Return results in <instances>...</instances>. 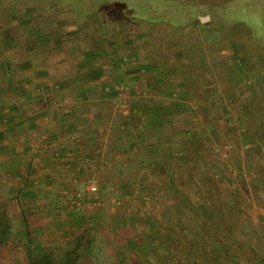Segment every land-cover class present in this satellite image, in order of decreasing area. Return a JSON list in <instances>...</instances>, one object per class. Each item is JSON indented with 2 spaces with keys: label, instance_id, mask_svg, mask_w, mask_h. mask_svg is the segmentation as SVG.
I'll list each match as a JSON object with an SVG mask.
<instances>
[{
  "label": "rangeland",
  "instance_id": "obj_1",
  "mask_svg": "<svg viewBox=\"0 0 264 264\" xmlns=\"http://www.w3.org/2000/svg\"><path fill=\"white\" fill-rule=\"evenodd\" d=\"M215 1L0 0V158L26 211L51 212L45 239L71 241L91 208L118 247L113 225L141 237L153 212L181 219L154 203L174 198L191 203L192 234L216 177L237 217L252 204L264 241V0H221L256 5L252 22L218 19ZM129 6L148 8L138 24L121 20Z\"/></svg>",
  "mask_w": 264,
  "mask_h": 264
},
{
  "label": "trees",
  "instance_id": "obj_2",
  "mask_svg": "<svg viewBox=\"0 0 264 264\" xmlns=\"http://www.w3.org/2000/svg\"><path fill=\"white\" fill-rule=\"evenodd\" d=\"M241 1L239 0L238 3ZM214 4H223V2L216 0ZM174 5L177 7L173 8ZM174 5H171V10L166 9L168 13L178 14V8L183 7L178 2ZM223 5L226 8L222 7L223 12H217L216 16L219 17L218 19H222L229 14L231 15L229 21L239 18L246 20L243 16L246 11L250 9L257 11L258 9L256 5L248 3L228 7ZM165 7V5L161 6V11L158 12L161 13ZM144 10H148V8L129 6L121 11L122 17H119L122 21L126 20L130 25H135L141 20L139 17H143ZM239 13L242 15L237 16ZM127 18L129 19L127 20ZM246 21L252 22L250 18ZM258 31L264 33V22ZM146 37L150 36H145L140 41L149 40H146ZM261 48L264 47L261 46ZM260 111L264 115V111L261 109ZM249 117L252 118L253 115ZM238 120L241 121V125L238 127L240 131L244 129L242 125L246 121L241 117H238ZM260 122H262L261 114L254 124ZM262 138L264 139V137ZM199 146L201 147V144ZM157 166L155 170L160 169ZM9 171L4 160L0 158V264H223L221 261L224 264H246L250 260L256 259L258 255L262 256L264 260V251L262 252L257 246L260 250L258 253L255 247V243L260 245L264 244V241L261 239V233L258 235L256 224L250 221L252 204L246 203L250 207L247 210L242 208L243 212L238 210L242 214L237 217L224 202L222 191L218 185L219 179L216 177L206 182L207 194L204 197L207 200L199 205V210L196 209L199 214L194 219L193 226L190 227L192 234L183 231L185 228L183 219L190 217L188 212L191 211V203L175 198L165 202L155 201L154 203L162 204L158 209L168 211L172 207L176 208L181 219L174 223H167L160 217V213L153 212L154 219L150 223L152 227L149 229L145 226V234L141 237L136 234L137 231H134L133 227H122L118 224L115 227L108 222V229L112 225L115 228L117 239L124 238L125 240L117 247L116 238L112 239L108 235V237L104 235V238L101 236L102 234L97 233L99 220L93 216L94 209L91 210V208L90 211L85 208L87 211L83 212V226L78 230H71V241L69 238V240L64 238L63 241H60L61 243L54 244L45 239L43 227L50 221L51 212L42 214L26 211L29 209V205L33 204V200L23 195L26 185L22 184V181L10 191V187L13 186L10 176H15L18 173V168L14 169L11 175ZM25 181L27 182V179ZM3 185L6 186L3 187ZM262 189L264 191L263 186ZM254 198L255 202L257 200L261 202L257 194ZM257 205L259 206V204ZM104 250L106 259L102 261L99 255ZM116 250L122 252L116 254ZM243 261L245 263H242Z\"/></svg>",
  "mask_w": 264,
  "mask_h": 264
},
{
  "label": "water",
  "instance_id": "obj_3",
  "mask_svg": "<svg viewBox=\"0 0 264 264\" xmlns=\"http://www.w3.org/2000/svg\"><path fill=\"white\" fill-rule=\"evenodd\" d=\"M206 20H207V18H203V19H202V21H206Z\"/></svg>",
  "mask_w": 264,
  "mask_h": 264
},
{
  "label": "built area",
  "instance_id": "obj_4",
  "mask_svg": "<svg viewBox=\"0 0 264 264\" xmlns=\"http://www.w3.org/2000/svg\"><path fill=\"white\" fill-rule=\"evenodd\" d=\"M93 190H95V189H93Z\"/></svg>",
  "mask_w": 264,
  "mask_h": 264
},
{
  "label": "crops",
  "instance_id": "obj_5",
  "mask_svg": "<svg viewBox=\"0 0 264 264\" xmlns=\"http://www.w3.org/2000/svg\"><path fill=\"white\" fill-rule=\"evenodd\" d=\"M53 115V114H52Z\"/></svg>",
  "mask_w": 264,
  "mask_h": 264
}]
</instances>
